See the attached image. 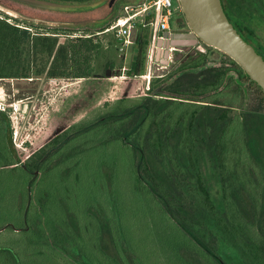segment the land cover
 <instances>
[{"label":"rangeland","instance_id":"obj_1","mask_svg":"<svg viewBox=\"0 0 264 264\" xmlns=\"http://www.w3.org/2000/svg\"><path fill=\"white\" fill-rule=\"evenodd\" d=\"M42 1L74 11L0 0V20L33 34L56 36L58 32L62 43L94 34L103 47L90 78H51L46 72L32 78H0V100L21 101L16 113L0 112V264H220L203 256L195 262L185 256L187 242L177 224L171 227L155 195L132 181L129 170L137 164V156L114 141L122 128L112 125L110 114L137 103L149 105L151 99L163 101L153 103L157 106L165 103L161 99H171L164 96L182 98L164 89L174 78L167 84L164 80L200 55L206 56L207 68L233 67L232 59L202 42L177 47L171 59L164 50L157 52L154 47L153 51V18L146 21L152 15L136 24L134 44L129 47L101 33L124 5L144 0H118L115 16L108 0L95 9L89 7L96 0ZM110 14L108 21L96 22ZM171 29L189 32L182 9L173 15ZM140 33H149L148 44L135 42ZM136 59L144 61V68L132 77L129 71ZM151 64L148 80L145 75ZM229 77L234 82L227 98H218L212 105L210 137L204 127L189 130L179 125L173 131L177 139L172 144L183 152L191 189L179 190L175 198L187 207L189 224L223 263L264 264V98L251 80L235 72ZM154 79L163 82L151 90ZM171 105L168 114L180 113L176 104ZM250 111L258 113L261 124L258 160L249 152L239 154L245 141L244 116ZM229 123L237 126L233 144L238 201L225 199L214 154L216 141ZM200 185L205 193L199 192ZM112 242L118 246L119 261L113 258Z\"/></svg>","mask_w":264,"mask_h":264},{"label":"trees","instance_id":"obj_2","mask_svg":"<svg viewBox=\"0 0 264 264\" xmlns=\"http://www.w3.org/2000/svg\"><path fill=\"white\" fill-rule=\"evenodd\" d=\"M99 1L101 0H96L95 3ZM152 18L153 16L147 17L146 21L150 22ZM59 36L58 32L56 36L33 34L28 29H20L0 20V78H32V76H41L44 72L51 78L92 77L95 73L93 63L103 47L102 43L95 42L94 34L67 39L63 43L60 42ZM148 36L149 33H140L138 37L136 34L135 42L138 45L148 44ZM143 62L136 59L132 63L130 76L140 74L144 68ZM231 62L233 67L207 68L206 56L200 55L179 67L176 73L164 80L163 84H167L171 78H174L164 89L168 94L182 98L164 96L171 99H161L166 101L158 106L153 103L163 101L151 99L153 103L149 105L137 103L121 110L120 113L110 114L112 125L123 129L114 141L128 150L127 152L131 151L130 154L133 151L137 156V164L129 170L132 181L137 180L145 193L155 195L160 202L162 213L167 216L169 225L176 227L174 225L176 223L179 233L183 234L187 242L185 256H189L194 262L199 257L201 259L204 257L211 262L215 260L225 264L215 250L189 224L187 219L189 210L175 198L179 190L191 189L190 171L183 160V152L180 146L174 147L172 144L173 140L177 139L173 131L179 125L188 126L189 130L194 127H204L207 136H211L214 121L212 105L216 104L218 98H227L226 92L234 82V79L229 77V73L235 72L238 77L251 80L233 60ZM162 82L161 79H154L151 90L159 87ZM251 82L254 83L252 80ZM256 87L264 98L262 90L257 85ZM204 99L208 101H203ZM177 100H183L186 103ZM171 104H176L180 113L168 114V109L173 107ZM257 115L256 111H250L244 116L245 141L240 143L241 151L239 152V154L249 152L256 160L260 158L262 142L261 124L257 121ZM105 119L106 117H102L101 120ZM126 123L129 125L128 129ZM236 128L237 126L231 127L230 123L228 124L216 141L214 153L224 196L228 201H238L235 186L237 155L235 144H233V140L237 138L234 131ZM118 171L117 164L112 172L115 175ZM198 190L205 193L201 185ZM112 246L113 258L119 261V257H116L118 246L114 242ZM128 259L134 262L133 256L129 255Z\"/></svg>","mask_w":264,"mask_h":264},{"label":"water","instance_id":"obj_3","mask_svg":"<svg viewBox=\"0 0 264 264\" xmlns=\"http://www.w3.org/2000/svg\"><path fill=\"white\" fill-rule=\"evenodd\" d=\"M19 1L45 10L74 11V9L42 0ZM106 2L107 0H101L93 4L89 9L101 7ZM113 2L114 0H111L109 6H112ZM179 2L189 29L192 32L174 33L172 35L173 40L166 48L169 46H195L202 42L231 58L264 93V58L246 42L231 24L225 14L221 0H179ZM111 17L112 14L96 22L104 23ZM29 20L37 21L32 18H29ZM47 23L60 24L59 22ZM164 55L167 56V51L164 52Z\"/></svg>","mask_w":264,"mask_h":264},{"label":"built area","instance_id":"obj_4","mask_svg":"<svg viewBox=\"0 0 264 264\" xmlns=\"http://www.w3.org/2000/svg\"><path fill=\"white\" fill-rule=\"evenodd\" d=\"M179 9H181L179 0L177 5L174 4L173 0H144L137 4H126L120 11L121 13L101 33L111 34L124 47H129L134 44L133 31L136 24L140 21L143 22L145 17L152 15L153 20L150 25L153 26V51L154 47L157 52L160 50L167 51V56L165 57L171 59L177 47L169 46L166 48V46L173 40L172 35L174 33L171 29V22L173 15ZM148 69V75H145V77L150 80L153 72L152 64ZM19 102L21 101H18V104H7L0 100V112L9 114L16 113L20 108Z\"/></svg>","mask_w":264,"mask_h":264},{"label":"flooded vegetation","instance_id":"obj_5","mask_svg":"<svg viewBox=\"0 0 264 264\" xmlns=\"http://www.w3.org/2000/svg\"><path fill=\"white\" fill-rule=\"evenodd\" d=\"M108 0L107 6H109ZM114 0L109 6L115 16L117 10ZM135 1V0H133ZM225 14L238 33L264 58V0H221ZM256 43L255 44L253 43Z\"/></svg>","mask_w":264,"mask_h":264}]
</instances>
